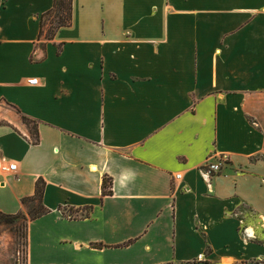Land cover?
Instances as JSON below:
<instances>
[{
  "label": "crops",
  "instance_id": "crops-1",
  "mask_svg": "<svg viewBox=\"0 0 264 264\" xmlns=\"http://www.w3.org/2000/svg\"><path fill=\"white\" fill-rule=\"evenodd\" d=\"M54 4L0 0V212L37 181L48 211L26 264H264V0H71L39 38Z\"/></svg>",
  "mask_w": 264,
  "mask_h": 264
},
{
  "label": "rangeland",
  "instance_id": "rangeland-1",
  "mask_svg": "<svg viewBox=\"0 0 264 264\" xmlns=\"http://www.w3.org/2000/svg\"><path fill=\"white\" fill-rule=\"evenodd\" d=\"M65 1L64 8L58 7L44 18V36L52 37L59 24L68 21L66 7L70 0ZM40 211L34 200L24 204V210L14 214V219H6V214L0 212V264H26V224Z\"/></svg>",
  "mask_w": 264,
  "mask_h": 264
},
{
  "label": "trees",
  "instance_id": "trees-1",
  "mask_svg": "<svg viewBox=\"0 0 264 264\" xmlns=\"http://www.w3.org/2000/svg\"><path fill=\"white\" fill-rule=\"evenodd\" d=\"M66 1L65 0H55V4H54V8L52 11L48 12L47 14L43 15L42 18H41V21H40V31H39V38L43 36V33H44V18L46 16H48L50 13H52L54 10H56L58 7L59 8H64L66 5L65 3ZM66 11L68 13V18H67V22H62L59 24L58 28L56 29L59 30L60 28L62 27H67L69 24H70V20H71V0L69 1L67 7H66ZM55 31V32H56ZM54 32V33H55ZM54 36V34H53ZM52 36V37H53ZM45 39L47 40H51L52 37H46L44 36ZM23 121L26 123V124H31L33 123V126H32V135L34 136V138L36 137V134H37V129H36V123L33 122V121H30L29 119L27 118H23ZM36 141H33V143H36ZM110 185H111V181H108L107 179H104L103 180V183H102V195L103 196H107V195H110L111 194V190H110ZM44 188H45V183L43 181H37L36 182V187H35V195L33 197H29V198H25L22 200V203L23 204H26L28 202H33L34 200H37L38 201V204L40 206V209L41 211L38 212L37 214L33 215V216H30V220H34L40 216H42L43 214L47 213L48 211L42 207L41 205V200H42V196H43V192H44ZM6 219H14L15 217H13V215H4ZM16 216V215H15Z\"/></svg>",
  "mask_w": 264,
  "mask_h": 264
},
{
  "label": "built area",
  "instance_id": "built-area-1",
  "mask_svg": "<svg viewBox=\"0 0 264 264\" xmlns=\"http://www.w3.org/2000/svg\"><path fill=\"white\" fill-rule=\"evenodd\" d=\"M28 85H38V79L33 78L28 81ZM227 162L226 156H222L219 160L208 158L200 168L204 177H210L218 174L222 170V166ZM18 166L15 162H11L3 157H0V177L12 176L17 172ZM175 179H180V175H176Z\"/></svg>",
  "mask_w": 264,
  "mask_h": 264
}]
</instances>
